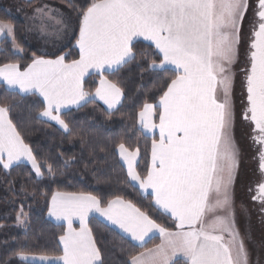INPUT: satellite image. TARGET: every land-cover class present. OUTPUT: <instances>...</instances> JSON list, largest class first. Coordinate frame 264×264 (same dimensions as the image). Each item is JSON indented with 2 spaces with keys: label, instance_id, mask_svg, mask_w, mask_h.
Returning a JSON list of instances; mask_svg holds the SVG:
<instances>
[{
  "label": "snow or ice",
  "instance_id": "snow-or-ice-1",
  "mask_svg": "<svg viewBox=\"0 0 264 264\" xmlns=\"http://www.w3.org/2000/svg\"><path fill=\"white\" fill-rule=\"evenodd\" d=\"M69 4L78 13L74 45L78 59L68 61L71 53L55 58L33 54L27 65L0 66V82L12 94L42 97L40 117L73 134L62 115L71 106L80 108L96 98L111 115L121 103L123 90L104 73L116 74L136 61L138 39L151 42L159 62L152 59L148 68L157 73L171 71L173 76L162 82L158 101H145L137 114L141 129L153 136L146 174L136 170L138 148L130 150L120 143L117 149L130 182L151 196L152 206L173 220L175 230L158 224L120 196L105 202L91 194L56 192L48 203V215L62 222V227L66 224L59 237L62 255H42L39 260L104 264L89 227L90 216L98 214L100 222L118 228L144 249L131 254L127 264H250L235 223L232 194L239 163L233 136L234 66L249 0H90L79 8L72 0ZM253 10L258 20L252 25L247 66L241 70L247 101L243 118L254 126L252 139L261 146L259 167L264 174V0H258ZM62 15L59 9L42 4L33 7L30 18L40 20L42 27L51 21L67 27L66 21L57 19ZM0 37L10 38L17 52L24 51L13 23L0 20ZM93 75L100 77L94 94L85 90L86 77ZM10 112L8 104H0V164L8 169L26 158L42 178L44 165L24 142ZM47 170L55 176L51 165ZM252 200L259 201L264 212V182L257 185ZM16 218L23 225L27 213L21 209ZM157 234L161 243L146 247ZM16 255L29 259L23 251Z\"/></svg>",
  "mask_w": 264,
  "mask_h": 264
},
{
  "label": "trees",
  "instance_id": "trees-1",
  "mask_svg": "<svg viewBox=\"0 0 264 264\" xmlns=\"http://www.w3.org/2000/svg\"><path fill=\"white\" fill-rule=\"evenodd\" d=\"M46 1L66 8L74 23L73 33L67 44L48 57L71 53L67 57L68 61L78 59L74 48L79 29L77 11L70 6L69 0ZM10 2L11 0H0V20L16 26L17 43L24 51L21 55L13 53L11 43L2 38L0 66L16 62L27 65L33 54H41L28 46L23 21L5 10ZM39 2L40 0H31V4H23L31 9ZM88 2L90 0H72L77 8ZM136 51V61L116 74L104 73L108 80L122 88L121 105L111 115L96 102L70 110L62 118L74 129L73 134L63 132L39 117L43 104L37 96L15 95L0 84V104L11 107L10 118L24 142L32 149L37 162L44 165L41 169L44 176L40 179L24 164H17L7 171L0 167V204L4 206L0 217L11 213L7 219L0 218V264H36L20 260L16 253L21 251L28 256L61 255L58 240L64 233V226L53 224L47 218L48 203L55 192L91 194L105 202L120 196L149 213L158 224L175 229L173 221L152 206L151 197L141 195L130 184L116 154L120 143H124L130 150L138 148L140 156L136 170L141 175L146 174L153 138L140 131L137 114L145 101L153 104L158 101L162 82L173 76L171 71L157 73L148 68L152 59L159 62L152 46L136 42ZM141 53L144 55H140ZM99 78L98 75L87 77L85 90L92 93ZM47 165L53 167L55 176L48 174ZM17 205H22L28 215L24 227L16 224ZM89 227L97 247L101 249L104 264H127L131 254L144 250L95 217H90ZM156 243L153 238L146 247L150 248Z\"/></svg>",
  "mask_w": 264,
  "mask_h": 264
},
{
  "label": "rangeland",
  "instance_id": "rangeland-1",
  "mask_svg": "<svg viewBox=\"0 0 264 264\" xmlns=\"http://www.w3.org/2000/svg\"><path fill=\"white\" fill-rule=\"evenodd\" d=\"M253 1L254 0H249L250 8L245 14V19L243 21V32H245L246 30L247 33L245 32L244 36H246L247 34V37H248V26L250 25L252 19L251 17H252ZM24 2H28V0H11V2L5 6V10L9 14L17 16L23 21L25 28V40L28 46L40 54L55 53L63 46H65L69 41L70 37L72 36L74 30V23L72 22V17L69 11L66 8L54 5L50 1L40 0L38 5L48 4L53 8L59 9L60 13H62L63 15L57 16V19H63L64 21H66V24L68 25L67 27H65L63 25H57L54 21H51V22H46L45 25L42 27L40 20L38 19L32 20L30 18L32 16L33 8L31 9L26 8L23 4ZM7 40L11 43L10 38H8ZM12 51L17 55L22 54L21 52H17L15 49H13V47H12ZM242 66H243L242 64L238 66L237 65L234 66V70L235 72L237 71V75L235 77V83L233 88V102L235 106V123L233 128V136H234L235 144L239 149V163L235 173V180H234L232 194L234 200L235 223L237 229L239 230L241 236L244 239L245 247L248 251L249 262L250 264H260L262 253L260 252V247H258L259 245L255 237L253 236L252 228L250 224L248 205L246 204L245 202L246 200L243 196L246 186L248 184L247 170L249 165V159L247 156L248 155L247 133L246 130L243 131L240 122L241 97L239 93L241 91L240 70ZM57 128L60 129L59 127ZM60 130L65 132L62 128ZM18 164H24L28 166L32 171V173L36 176L35 170L32 168V165L28 160ZM0 167L4 171H7L11 168L10 167L8 169H5L3 165H0ZM36 178L38 177L36 176ZM0 198H1V194H0ZM3 208L4 206L0 204V212L2 211ZM21 209H23V206L17 205L15 220H16V224L19 227H24L27 223V220L23 225H21L17 222V218H16L17 214L20 212ZM10 215L11 213L2 214L0 218L7 219L8 217H10ZM22 261L29 263L41 262L38 257H29L28 260H22Z\"/></svg>",
  "mask_w": 264,
  "mask_h": 264
},
{
  "label": "flooded vegetation",
  "instance_id": "flooded-vegetation-1",
  "mask_svg": "<svg viewBox=\"0 0 264 264\" xmlns=\"http://www.w3.org/2000/svg\"><path fill=\"white\" fill-rule=\"evenodd\" d=\"M258 4V0L253 1L252 7V19L250 25L248 26V37L246 41V48L244 53V60L242 63L241 70L247 66V59L249 55V46L251 40L253 39L252 36V25L258 20V17L254 15V8ZM240 70V71H241ZM243 80H244V73L241 71L240 73V82H241V91L239 93L241 100H240V122L241 127L246 130L247 133V144H248V159L249 165L247 170L248 176V184L244 191V198L245 202L248 205L249 215H250V224L252 228L253 236L255 237L258 247H260L261 260L260 264H264V212L261 211V205L259 201H253L252 196L256 195L257 192V185L261 182H264V174H262V170L260 169V145L255 143L252 137L255 135L253 131V125L243 118V111L246 107V91L243 87Z\"/></svg>",
  "mask_w": 264,
  "mask_h": 264
},
{
  "label": "crops",
  "instance_id": "crops-1",
  "mask_svg": "<svg viewBox=\"0 0 264 264\" xmlns=\"http://www.w3.org/2000/svg\"><path fill=\"white\" fill-rule=\"evenodd\" d=\"M245 32H246V30H245ZM245 32H243V23H242V29H241V43H240V46H239V60H238V62H237V64H236L237 66H238V65H241V64L243 63V60H244V53H245L246 41H247V34H246V36H244V33H245ZM246 33H247V32H246ZM78 34H79V29H78ZM77 37H78V36H77ZM2 38H4V37H0V41H1ZM245 38H246V39H245ZM75 42H76V41H75ZM136 42H143V43H145V44H147V45H150V46H152V47L154 48V45H151V42H149V41H145V40H143V38L138 39ZM74 45H75V43H74ZM74 48H75V47H74ZM154 49H155V48H154ZM75 50H76L77 53H78V49L75 48ZM55 53H56V52H55ZM52 54H54V53H51V54H41V55H45V58H50V57H48V56H50V55H52ZM105 73H108V72H105ZM235 73H236V75H237V71H236ZM86 78H87V77H86ZM99 80H100V78H99ZM99 80H98L97 86L99 85ZM0 84H2V85L6 88V85H4L2 82H0ZM6 89H7V88H6ZM7 90L12 91V90H10V89H7ZM94 92H95V90H94L92 93L94 94ZM20 95H29V94H20ZM37 97H38V96H37ZM38 98L42 101V97H38ZM122 99H123V96H122V98H121V102H122ZM94 102L100 104V105H101V106H102V107L108 112L107 105L104 104L103 101H101V100H99L98 98H96V100H95ZM120 105H121V103H120L119 105H117V107H119ZM75 109H77L76 106H71V109H70V110H75ZM112 111H114V110H112ZM39 116H40V115H39ZM40 118L43 119V120H45V121H47V122H49V123H51V124H53V125H55V126H57V127H59V128L61 129V127H60L55 121H50V120H48L47 118H44V117H40ZM156 122L158 123V120H157ZM137 123H138V127H139L140 131H141L144 135L153 138L151 132H147V131H144V130L141 129V127H140V125H139L138 116H137ZM155 132H156V138H158V129L155 130ZM116 154H117V157H118L119 162H120L121 165L123 166V168H124V170H125V172H126V175H127V165H126V163L122 160V158L119 156V154H118V149H116ZM150 156H151V150H150ZM138 160H139V157H138ZM24 161H27V159H26V158H22L20 161L14 162L12 166H14L15 164H18V163L24 162ZM149 162H150V158H149ZM0 165H3V164H0ZM12 166H11V167H12ZM127 178H128V180H129V182H130V178L128 177V175H127ZM130 184H131L132 186H134L132 182H130ZM134 187L139 191V193H140L141 195H143V196H148V195H146L145 193H143L142 190L139 189V186H138V185H135ZM150 191H151V190H149V192H150ZM55 193H56V192H55ZM150 197H151V196H150ZM50 199H51V198H50ZM151 200H152V198H151ZM49 201H50V200H49ZM152 204H153V201H152ZM90 217H91V216H90ZM167 217H168V216H167ZM47 218H48L53 224L61 225V223H62V222H58V221H56V219H55L54 217H50V216L48 215V209H47ZM95 218L98 219L99 221H101V218L98 216V214L95 216ZM168 218H169L170 220H172L170 217H168ZM172 221H173V220H172ZM102 223L105 224V225L107 224L106 221H105V222H102ZM173 223H174V222H173ZM174 225H175V224H174ZM73 226L76 227V228H79V222H78V221H74ZM65 227H66V224L64 225V230H65ZM108 227L112 228V229L115 230L117 233H119L121 236H123L124 238L128 239V238L126 237V235H125L121 230H119L118 228H113L111 225H108ZM174 230H175V229H174ZM155 239H156V241H157V243H156L155 245L161 243V240H160V237H159L158 234L155 236ZM128 240H129L130 242H132L134 245L138 246V245L136 244V242L131 241L130 239H128ZM149 241H150V240H149ZM58 244H59V247H60V249H61V255H62V247H63V246H62V244L59 243V240H58ZM155 245H153L152 247H154ZM152 247H150V248H152ZM28 257H38V258H39L40 256H28ZM36 264H47V262H40V263H36Z\"/></svg>",
  "mask_w": 264,
  "mask_h": 264
}]
</instances>
